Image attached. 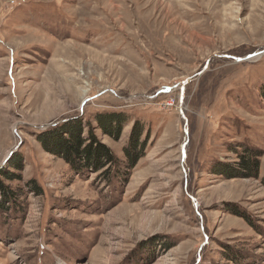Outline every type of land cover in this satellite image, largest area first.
Returning a JSON list of instances; mask_svg holds the SVG:
<instances>
[{"label": "rangeland", "instance_id": "rangeland-1", "mask_svg": "<svg viewBox=\"0 0 264 264\" xmlns=\"http://www.w3.org/2000/svg\"><path fill=\"white\" fill-rule=\"evenodd\" d=\"M0 172V264H264V0H0Z\"/></svg>", "mask_w": 264, "mask_h": 264}, {"label": "trees", "instance_id": "trees-1", "mask_svg": "<svg viewBox=\"0 0 264 264\" xmlns=\"http://www.w3.org/2000/svg\"><path fill=\"white\" fill-rule=\"evenodd\" d=\"M113 120H115V118L111 116L103 120L99 119L98 122L102 130L105 131L104 134L109 135L113 139L117 140L119 130H113ZM81 135L82 132L79 124L74 126H64V128L59 129L55 133L50 132L47 133L46 136H42L43 138L41 140V144L46 150L52 149L62 155L65 161L73 165V167L78 170H82L83 167H86L87 169L97 173L111 165L117 166L114 156H112L111 152L105 148V146L97 144L96 140L93 138L92 144L90 146L84 147L85 140L81 137ZM140 135V132L135 129L134 135L131 136L129 144L127 145L128 148H125L124 150L127 166L129 168H133L137 161L142 157L141 151L144 149V145L139 141ZM252 156H254V154H252ZM247 159L248 158L245 156L240 157V167L247 171L253 170L255 166L252 168V166L249 164V160ZM17 164L18 163L16 162V159H14L13 168L19 170ZM235 173L236 172H232V174ZM3 174L0 172V175ZM3 176L10 181L13 179L15 180L16 178L18 179V177L12 173H5ZM33 187L34 190L37 191V187L34 183ZM0 194L3 197L8 198V200H5L6 204L9 203V201H12V198L14 197L4 186H2V184H0ZM5 207L7 206H2L4 212L9 211V209Z\"/></svg>", "mask_w": 264, "mask_h": 264}]
</instances>
